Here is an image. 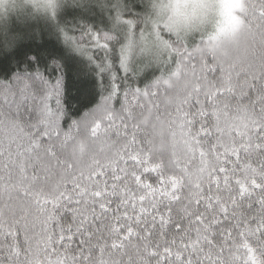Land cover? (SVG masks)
Here are the masks:
<instances>
[{
	"label": "snow or ice",
	"instance_id": "snow-or-ice-1",
	"mask_svg": "<svg viewBox=\"0 0 264 264\" xmlns=\"http://www.w3.org/2000/svg\"><path fill=\"white\" fill-rule=\"evenodd\" d=\"M149 8L0 0V264H264V0L244 61Z\"/></svg>",
	"mask_w": 264,
	"mask_h": 264
},
{
	"label": "clouds",
	"instance_id": "clouds-1",
	"mask_svg": "<svg viewBox=\"0 0 264 264\" xmlns=\"http://www.w3.org/2000/svg\"><path fill=\"white\" fill-rule=\"evenodd\" d=\"M152 19L181 36L217 35L227 58L244 61L251 56L245 36L232 19L235 0H146ZM239 15V13H236Z\"/></svg>",
	"mask_w": 264,
	"mask_h": 264
}]
</instances>
